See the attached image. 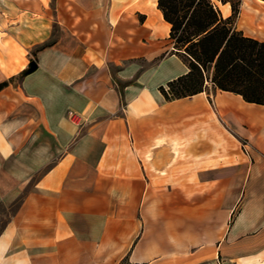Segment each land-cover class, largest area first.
<instances>
[{"label": "crops", "instance_id": "1", "mask_svg": "<svg viewBox=\"0 0 264 264\" xmlns=\"http://www.w3.org/2000/svg\"><path fill=\"white\" fill-rule=\"evenodd\" d=\"M7 2L0 81L53 43L0 90V264H264V105L167 99L158 0Z\"/></svg>", "mask_w": 264, "mask_h": 264}, {"label": "trees", "instance_id": "2", "mask_svg": "<svg viewBox=\"0 0 264 264\" xmlns=\"http://www.w3.org/2000/svg\"><path fill=\"white\" fill-rule=\"evenodd\" d=\"M221 1L230 2V16L225 17L212 0H158L171 24L173 52L190 68L160 89L167 99H175L204 91L210 81L214 88L264 105V40L247 36L236 27L239 4ZM37 67V61L31 60L22 75ZM5 85L1 83L0 90Z\"/></svg>", "mask_w": 264, "mask_h": 264}, {"label": "rangeland", "instance_id": "3", "mask_svg": "<svg viewBox=\"0 0 264 264\" xmlns=\"http://www.w3.org/2000/svg\"><path fill=\"white\" fill-rule=\"evenodd\" d=\"M212 1L221 10L223 2L221 0ZM233 1L239 4V14L235 20L236 27L239 30H242L244 34H247L259 40H264V0ZM8 7L9 6L7 0H0V62L2 67H6L7 65H9L6 60L7 55L9 54L15 56L13 60L15 59L17 62L20 60V57L16 56V47L19 49L21 56H25L27 53L24 46H21L22 43L15 42L14 40L10 39L7 34L9 30V24L7 23ZM56 31L57 28L53 29L54 35L57 33ZM51 43H53L52 39L33 47L29 53L31 55V60L36 59V52L38 49L50 45ZM21 77L22 75L20 74L15 78L0 81V84L5 82L6 85H8L10 81H20ZM210 83L211 82L209 81L208 85Z\"/></svg>", "mask_w": 264, "mask_h": 264}, {"label": "built area", "instance_id": "4", "mask_svg": "<svg viewBox=\"0 0 264 264\" xmlns=\"http://www.w3.org/2000/svg\"><path fill=\"white\" fill-rule=\"evenodd\" d=\"M244 150H245L246 153H249V150L247 148H244Z\"/></svg>", "mask_w": 264, "mask_h": 264}]
</instances>
